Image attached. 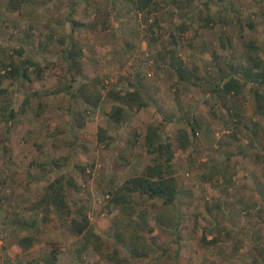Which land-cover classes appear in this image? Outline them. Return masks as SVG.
Returning a JSON list of instances; mask_svg holds the SVG:
<instances>
[{
    "label": "rangeland",
    "instance_id": "374dc122",
    "mask_svg": "<svg viewBox=\"0 0 264 264\" xmlns=\"http://www.w3.org/2000/svg\"><path fill=\"white\" fill-rule=\"evenodd\" d=\"M71 41L80 74L65 57ZM254 59L264 65V0H158L148 13L135 0H0V264H264V82L214 92L229 65L243 82ZM13 65L27 76L8 74ZM82 82L103 92L97 107L79 97ZM140 83L148 106L116 123L106 93ZM150 127L171 144L179 195L116 204L156 163ZM61 177L95 234L75 232L68 209L41 207Z\"/></svg>",
    "mask_w": 264,
    "mask_h": 264
},
{
    "label": "trees",
    "instance_id": "16d2710c",
    "mask_svg": "<svg viewBox=\"0 0 264 264\" xmlns=\"http://www.w3.org/2000/svg\"><path fill=\"white\" fill-rule=\"evenodd\" d=\"M136 6L140 11L146 13L150 12L151 9L155 8L158 4V0H135ZM211 17L207 18V22H213ZM74 25H79L76 21H73ZM207 23V24H208ZM250 25H252L250 23ZM174 53V52H171ZM83 51L78 47L76 41H71L65 49V57L71 63V67L78 68V74L81 73V59L83 58ZM173 66L176 68L179 76L183 80H191L194 76V72L189 70L184 62L173 54ZM25 63V62H24ZM229 72L221 75V80L216 84L214 92L220 95L222 98H227L228 95L239 94L243 87L247 84V81L252 80L256 84L260 85L264 82V65L262 59H254L251 65L242 69V74L245 81L242 82L240 77H237V69L233 65H229ZM24 70V75L27 76V67L23 65H13V68L8 72L11 75L21 74ZM220 73H223V69H219ZM79 97L84 101L85 104L89 106L97 107L104 98L103 92L97 87L95 82H82L79 87ZM259 95V91L256 92ZM106 96L114 99L118 102V105H114L109 116L116 123H120L124 118L125 109L127 108H137L141 110L142 108L148 106L149 99L144 94L143 85L134 86L131 85L130 88L118 91H108ZM78 116V115H77ZM81 121L80 125L84 124L82 117H76ZM196 126H195V125ZM192 133L196 132V127L198 126L196 122L191 123ZM162 136L161 131L158 127H150L146 135V141L151 154H158L155 160L156 163L153 165H148L144 170L143 174L127 179L124 184L117 189L112 199L116 204H128L132 200L134 195L147 196L151 200H161L167 205H171L175 202L179 195V185L176 176L174 175V170L172 169V161L174 159V154L172 153L171 144L168 142H161L160 138ZM191 133L187 129H182L179 132V149L186 150L190 144ZM106 131L103 127L99 128L98 138L100 143L106 141ZM166 156V163L162 162L161 156ZM74 185V183H73ZM69 182L64 177H61L54 182H52L48 189L46 190L42 200L41 207L44 205L46 209L56 212L57 209H68L70 213L75 214L72 219V229L79 233H89L91 235L95 234L91 228V223L88 215L84 210L79 209L77 212L70 210V205H68L66 199L68 197ZM53 259V258H52Z\"/></svg>",
    "mask_w": 264,
    "mask_h": 264
}]
</instances>
